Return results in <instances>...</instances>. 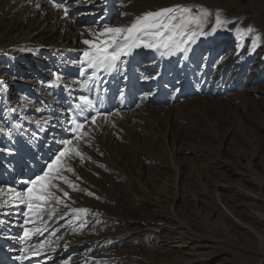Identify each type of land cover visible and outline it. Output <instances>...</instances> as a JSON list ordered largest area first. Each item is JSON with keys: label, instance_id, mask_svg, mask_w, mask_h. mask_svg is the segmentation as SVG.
Instances as JSON below:
<instances>
[{"label": "bare ground", "instance_id": "obj_1", "mask_svg": "<svg viewBox=\"0 0 264 264\" xmlns=\"http://www.w3.org/2000/svg\"><path fill=\"white\" fill-rule=\"evenodd\" d=\"M67 1L0 0V149L30 144L38 150L36 139L49 142L55 138L62 110L54 103L53 113L48 112L47 105L53 100L44 85L55 80L64 89L63 95L78 93L73 68L88 47L83 41L93 40V33L104 29L100 25L103 17L110 21L120 11L124 16L111 26H126L150 8L155 11L181 4L197 12L196 6L202 5L208 10L204 24L208 35L197 36L177 55L171 52L159 60L140 55L138 75L148 84L141 86L132 109L107 119L98 117L94 125L86 124V136L74 140L73 147L83 159L73 155L62 166L63 174L79 190L60 182L69 197L57 193L64 204L52 201L56 209L52 219L47 217L50 208L44 207L46 225L39 217L31 223L49 231L41 240L52 241L40 254L42 264H145L133 255L140 254L134 249L144 248L145 237L133 236L132 231L150 230L154 233L145 232L150 240L168 227L186 229L192 244L177 260L164 264H218V260H229L228 255L233 257L229 264H264V184L239 178L240 169L230 160L232 156L239 162V157L246 167L257 160L264 169V124L260 123L264 122V0H152L154 5L147 0ZM116 5L118 9L113 8ZM64 8L69 10L67 16ZM218 15L224 21L220 25L216 24ZM249 27L253 30L244 33ZM186 63L197 98L188 97L183 87ZM169 76L175 85H165V94L155 98L156 80ZM177 99L183 102L171 106ZM252 111L259 115V122ZM232 123H250L244 127L254 137L249 141L250 152L227 146L236 131L230 129ZM171 141L182 144L184 155L205 158L199 176L209 183H221L217 188L209 185L204 199L196 197V203L195 199L190 202L194 212L186 204L179 207L172 202L174 188H178L172 181L171 189L169 184L159 186L167 175L183 170L178 162L181 150L165 148ZM142 164L148 166L146 171ZM247 170L252 172V165ZM229 179L235 180L227 186L231 189L224 184ZM154 190L159 191V199L152 196ZM227 190L237 196L228 195ZM7 199L0 195L2 224L25 226L26 217L15 203L4 204ZM72 208L88 212L73 220ZM162 245L172 249L168 243Z\"/></svg>", "mask_w": 264, "mask_h": 264}, {"label": "snow or ice", "instance_id": "obj_2", "mask_svg": "<svg viewBox=\"0 0 264 264\" xmlns=\"http://www.w3.org/2000/svg\"><path fill=\"white\" fill-rule=\"evenodd\" d=\"M56 6L62 7L59 4ZM196 7L199 9L197 12L192 11V6L181 4L159 8L155 11H146L136 16L126 26L105 27L101 32L93 33V40L83 41L88 47L83 50L82 61L94 71L92 77H89V80L85 81L81 87H87L97 72H111L115 70L122 57L131 55L133 49L143 47L157 51L163 50L161 51L162 55L166 53L171 54L174 49L179 48L183 43L194 41L197 36L208 35L204 31L208 10L204 9L202 5ZM68 11L67 8H64L66 16L68 15ZM221 23H224V21L218 15L216 24L220 25ZM252 30L249 27L247 31L251 32ZM213 31H215V27ZM185 37L187 38L186 40L184 39ZM54 75H56L57 80L60 79L58 74ZM78 100L80 103L75 104L74 107L80 113L87 112L94 107L93 101L87 95L79 96ZM102 115L104 114L99 111L95 115H91V123L94 125L97 118ZM104 118L107 119V116L104 115ZM69 123L73 122L69 121ZM87 123V120L83 123H75L73 131L78 133L76 140L82 139L87 135L83 131ZM2 131L3 129L0 128V132ZM62 143L64 147L56 154L51 163L47 165L46 170L41 175H37L35 178L29 180L27 182L28 186L22 191H18L11 186H0V195L8 196V199L4 200V204L12 202L27 206V211L24 213L26 217L25 225L33 222L30 219L32 216L41 218V224L46 225L47 220L43 219L44 207L46 205L50 208L47 212V217L48 219H52L53 213L56 211L55 208L51 207L52 201H55L57 205L64 204V200L57 193L62 192L63 197H69V193L64 191L60 182L68 184L73 190H79L63 174L65 168L62 165L73 155L80 156L81 159H83V156L78 148L73 147L74 140H64ZM67 171L72 170L69 168ZM70 210L75 214L73 220H79V214H86L88 212V209L84 208H72ZM71 222L69 221V223ZM43 231H46V228L24 227L23 238L28 240L34 235L39 236ZM51 243L52 241L41 240L39 244L24 248L21 251L38 256ZM18 259H27V256H21ZM65 264H67V261Z\"/></svg>", "mask_w": 264, "mask_h": 264}, {"label": "rangeland", "instance_id": "obj_3", "mask_svg": "<svg viewBox=\"0 0 264 264\" xmlns=\"http://www.w3.org/2000/svg\"><path fill=\"white\" fill-rule=\"evenodd\" d=\"M75 1L76 0H68L67 2L70 4V3H75ZM147 1L150 4H153V5L155 4V3L152 2V0H147ZM113 8L118 9L119 5H116ZM141 9L148 10L149 8L148 9L146 7L137 8V10H141ZM150 9H151L150 11H152V8H150ZM112 14H111V16H112ZM108 16H109V14H108ZM123 16H124V14L120 13V11L117 12V14L114 13L113 16H112V19L110 21H107V17L105 16V17L102 18V20L100 22V25L102 24L104 28L105 27H112L111 25H115V22H119L122 19ZM246 32L248 33L247 30L244 31V33H246ZM263 40H264V38H263ZM143 64L144 63H142V65ZM188 97L197 98L198 96L195 93L194 96H188ZM179 99H181V98H179ZM179 99L176 100V103L171 104V106L172 105H176V104H180V103L183 102V100H179ZM167 104H168L167 106H169V103H167ZM190 104L193 105L194 102H190ZM163 105H165V104H163ZM221 112L223 113V111H221ZM251 114H252L251 116L252 117L254 116V118H256V120L258 119L259 115L257 116V114H254V111H252ZM196 120H199V118L196 119ZM240 120L243 123H245V121H246L244 118H240ZM257 122H259V121L257 120ZM260 123L264 124V122H262V120L260 121ZM238 124L239 123H235L234 126H233V123H232L231 124L232 128L228 124L230 126V129H233L234 131L235 130L236 131L233 132L234 133L233 134L234 138H233L232 142H230L227 146L228 147L232 146V147H230V149H233L234 147L236 149L238 148L239 150L237 149V151H244L245 150V152H250L251 146L249 145L250 144L249 141L251 139H253L254 137L252 135L250 136L249 134H247L248 132L245 129V128H247L248 125H250V123L247 124V126L246 125L244 126L242 124L238 125ZM238 135L240 137L239 139L237 138ZM244 137H246L247 139L244 138ZM236 138H237V140H236ZM246 141H248V142H246ZM242 142H244L245 145ZM217 143H218V140L215 139L214 140V145H217ZM167 144H166L165 148H172V149L176 148V149H178V151H179V149L181 150V151L178 152V155H179L178 162L182 165L183 170L181 172L176 173V174L172 173L171 176L167 175L165 177L166 179L164 178V179H162L160 181V183H159L160 185L159 186H162L163 184L164 185L169 184L170 189H171L172 188L171 181H172L175 186L176 185L178 186V188H176V187L174 188L175 191L172 194V198H173L172 202L177 203V205L179 207H181L184 204H186V205H188L190 207V208H188V211L191 210L190 212H194V209L189 205L190 202H192L196 197L199 198V199H204L205 198L204 192L207 191V187L208 188L212 187V186H209V185L213 184V186L214 187L216 186V188H217V187H220L219 184L221 185V183L218 184L217 181H215L213 183H209V181H207L205 179V177L199 176L200 175L199 174V170L203 168L205 163H207V160L205 158H202L201 156H194L193 154H191V153L189 154L187 152H185V155H184L183 154L184 147H182V144L179 145L178 143H174L173 141L168 142ZM161 145L162 144L158 143V145L156 147H158L160 149ZM214 145H213L214 148L218 147V146L216 147ZM241 145H243V146H241ZM243 147H246L247 150L245 148L243 149ZM215 151H217V150H215ZM159 154H160V156H162L161 152ZM159 158L163 160V156H162V158L161 157H159ZM159 158L155 157L156 160L160 161ZM232 158L233 157L231 156L230 160L231 161L233 160L232 162L237 164L236 168L240 169L241 174H240L239 178L253 181V182H255V183L259 184V185H261L262 183L264 184V169L261 167L260 164H257V162H258L257 160L254 161V164H250L253 167V171L249 172L247 170V168H250V165L248 167H246V165H241V162H243V161H241V159L239 157H238L239 162L237 161V158H233V159ZM138 167H139V164L137 165V168ZM147 167L148 166L146 164H142V168H143L144 171H146ZM234 181L235 180H232V179L230 180L229 179V180H227V183H226V181H224V184L225 185L227 184L226 187L227 186L230 187L231 185H234V183H235ZM228 189H231V188H228ZM222 190H225V189H222ZM224 192L227 193L228 195H232L230 190H227V191H224ZM152 196L155 199H159L161 195H159V191L158 190H154L152 192ZM232 196H234V198H235L237 195L233 194ZM263 198H264V196H263ZM194 203H196V199L194 200ZM216 203H217V201H216ZM217 204L219 205L220 203L218 202ZM121 207L124 208L125 206L122 205ZM130 223H134V222L131 221ZM145 232L154 233V232H152L150 230L147 231V230H144V229H137L135 231H132V233H131L132 235L134 234L133 236H138L140 234V235H143L145 237V239H143V244H144L143 247L144 248H140L139 250L138 249H134V251H139L140 254H133V255H136V257H139L138 261H142L145 264H164L165 261L174 262L179 257H181L182 254L188 249L190 244H192V242L189 241V237L190 236L189 235L187 236V234H186V229H183L181 227H174V228L168 227L167 229H165L163 231H160L158 233L159 237L157 239L153 238V239H150V240H149L148 235L145 234ZM164 243L170 244L172 246V249H168L167 250L166 248H164V246L162 245ZM148 246H149V248H148ZM145 248L146 249H150L151 248L152 251L147 252V251L144 250ZM141 249L143 251L142 253L140 252ZM131 250L132 249L128 248V251H131ZM144 251L147 252V254L151 255L150 258L149 257L146 258L145 254H143ZM152 255H153V257H152ZM228 257H230L229 260L221 259V260H218L217 263L218 264H223V263H228L229 264V263H231L232 260H233V257L231 255H228ZM168 264H170V263H168Z\"/></svg>", "mask_w": 264, "mask_h": 264}]
</instances>
